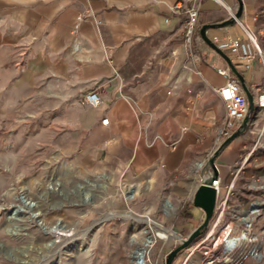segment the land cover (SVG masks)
<instances>
[{
    "label": "crops",
    "instance_id": "obj_1",
    "mask_svg": "<svg viewBox=\"0 0 264 264\" xmlns=\"http://www.w3.org/2000/svg\"><path fill=\"white\" fill-rule=\"evenodd\" d=\"M243 3L241 19L264 51V0ZM176 4L183 5L179 14L172 12ZM225 5L236 8L237 2L0 0V98H46L64 110L92 108V127L127 154L132 176L165 173L194 192L196 166L213 148L225 118L216 92L225 79L215 68L228 66L197 38L190 59L185 10L199 6L201 27L226 20ZM207 36L240 38L253 49L236 25L209 29ZM242 75L248 86L262 82V66L255 62ZM92 90L102 99L97 108L82 101ZM75 121L88 128V110ZM246 144L245 136L235 139L219 156V167L235 162L238 155L230 159L228 151L239 153ZM189 213L198 222L203 215L194 206Z\"/></svg>",
    "mask_w": 264,
    "mask_h": 264
},
{
    "label": "rangeland",
    "instance_id": "obj_2",
    "mask_svg": "<svg viewBox=\"0 0 264 264\" xmlns=\"http://www.w3.org/2000/svg\"><path fill=\"white\" fill-rule=\"evenodd\" d=\"M74 108L0 98V264H131L146 237L166 235L162 226L184 236L200 224L189 213V186L160 172L132 176L127 154L92 127V108L83 129L75 118L87 110ZM22 194L37 203L40 221L29 218L34 208L11 219ZM161 250L159 241L153 264L166 263Z\"/></svg>",
    "mask_w": 264,
    "mask_h": 264
},
{
    "label": "built area",
    "instance_id": "obj_3",
    "mask_svg": "<svg viewBox=\"0 0 264 264\" xmlns=\"http://www.w3.org/2000/svg\"><path fill=\"white\" fill-rule=\"evenodd\" d=\"M225 9L228 18L234 17L236 8L225 5ZM182 10L183 5L176 4L172 12L179 14ZM185 15L184 43L191 59L197 48L195 38L199 43H204L199 35V6L186 9ZM165 21L169 22V19ZM235 25L242 30L252 50L240 38L226 37L222 40H211L218 48L232 56L229 58L241 74L249 73L255 62L262 66L263 81H253L250 86L247 85L254 98V112L247 131L242 136L250 135L251 143L247 142L237 160L224 169H221L216 161L219 174L211 185L216 191L213 216L201 234L180 251L176 260L178 264H246L248 261H257L264 257V51L260 47L257 35L241 18L236 19ZM215 71L225 79L224 85L216 89L221 102L225 105V118L217 131L213 148L196 166L198 185L200 172L210 155L239 127L248 110L247 97L230 68L216 67ZM198 74L201 75L199 72ZM82 101L93 108L102 104L100 95L94 90L86 93ZM108 123V118L101 120L103 126ZM186 130L184 128L183 131ZM194 193L195 191L192 193L191 203ZM204 217L203 212L199 220L200 224ZM161 231L166 235L161 236L156 233L149 235L150 240H145L137 247L131 264H153L151 252L159 241L162 242L159 260L163 259L166 262L170 251L186 240L192 230L184 236L164 226ZM170 247V251L161 254L165 248Z\"/></svg>",
    "mask_w": 264,
    "mask_h": 264
},
{
    "label": "water",
    "instance_id": "obj_4",
    "mask_svg": "<svg viewBox=\"0 0 264 264\" xmlns=\"http://www.w3.org/2000/svg\"><path fill=\"white\" fill-rule=\"evenodd\" d=\"M237 2L236 12L234 14V17L227 18L226 20L218 23L213 24H204L199 29V35L201 36L203 42L209 46L213 51H215L217 54H219L226 62L227 66L230 68V70L233 72V74L237 77L238 81L240 82L243 91L247 97L248 101V110L247 113L239 125V127L230 135L228 136L219 147H217L214 152L210 155L209 159L207 160L204 168L200 172V184L197 186L194 198H193V205L194 207L202 210L205 214L203 222L195 227L190 234L188 235V238L181 242V244L177 247H175L173 250L170 251V253L167 256L166 263L165 264H173L175 258L177 255L182 251L184 248L188 247L200 234L201 232L208 226V223L210 219L213 216L215 204H216V191L211 186L213 181L218 177V168L216 165V161L219 158V156L222 154V152L237 138L244 135V133L247 131L249 122L253 116L254 112V98L251 94L246 80L244 76L236 70V68L233 66L231 59L229 56L222 51L216 44L213 43V41L207 36V31L209 29H219V28H225V27H232L236 23V19H240L244 10V3L243 0H235ZM132 196V190H130Z\"/></svg>",
    "mask_w": 264,
    "mask_h": 264
},
{
    "label": "bare ground",
    "instance_id": "obj_5",
    "mask_svg": "<svg viewBox=\"0 0 264 264\" xmlns=\"http://www.w3.org/2000/svg\"><path fill=\"white\" fill-rule=\"evenodd\" d=\"M53 188V187H52ZM22 196H23V198H24V200L25 201H23L22 200V202H25V204H22V206H18V207H16L15 209L13 208L12 209V213H11V219H18V217H20L21 218V216H20V214H22V213H24V214H26V212H29V211H27L28 209H33L29 214H30V220L32 221V222H36L37 220L36 219H38L39 220V217L40 216H42V212L41 211H39L38 209H35L38 205H37V203H35V202H33L32 200H30L29 198H27L26 196H24L23 194H22ZM22 198V199H23ZM169 204V206H171V204L170 203H168ZM23 214V215H24ZM40 221V220H39ZM146 222L148 223V224H150L151 223V221L150 220H146ZM151 228V227H150ZM53 229L54 228H51V230L53 231ZM172 235H174L172 232H170ZM146 240L147 241H149L150 240V237H146Z\"/></svg>",
    "mask_w": 264,
    "mask_h": 264
},
{
    "label": "trees",
    "instance_id": "obj_6",
    "mask_svg": "<svg viewBox=\"0 0 264 264\" xmlns=\"http://www.w3.org/2000/svg\"><path fill=\"white\" fill-rule=\"evenodd\" d=\"M193 206H194L193 203H191V204H190V207H193Z\"/></svg>",
    "mask_w": 264,
    "mask_h": 264
}]
</instances>
